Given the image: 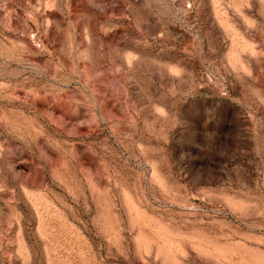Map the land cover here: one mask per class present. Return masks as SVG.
<instances>
[{
    "label": "rangeland",
    "instance_id": "374dc122",
    "mask_svg": "<svg viewBox=\"0 0 264 264\" xmlns=\"http://www.w3.org/2000/svg\"><path fill=\"white\" fill-rule=\"evenodd\" d=\"M0 264H264V0H0Z\"/></svg>",
    "mask_w": 264,
    "mask_h": 264
}]
</instances>
